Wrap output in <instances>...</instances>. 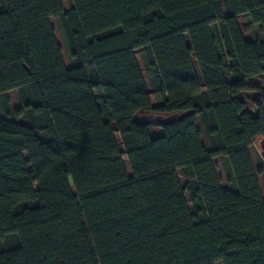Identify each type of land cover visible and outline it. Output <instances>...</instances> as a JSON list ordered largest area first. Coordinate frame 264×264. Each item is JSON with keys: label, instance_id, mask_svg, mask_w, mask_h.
<instances>
[{"label": "trees", "instance_id": "1", "mask_svg": "<svg viewBox=\"0 0 264 264\" xmlns=\"http://www.w3.org/2000/svg\"><path fill=\"white\" fill-rule=\"evenodd\" d=\"M0 105V264H264V0H0Z\"/></svg>", "mask_w": 264, "mask_h": 264}, {"label": "rangeland", "instance_id": "2", "mask_svg": "<svg viewBox=\"0 0 264 264\" xmlns=\"http://www.w3.org/2000/svg\"><path fill=\"white\" fill-rule=\"evenodd\" d=\"M236 20H237L238 26L242 32L243 38L245 40H253L256 38H262L263 37V34L260 31V27L252 24L247 15H240L236 18ZM50 24L54 28L55 39H56L58 46L61 49V57H62L63 64H64L66 69H70L71 62H70V58H69L68 48H67L65 40L61 34L60 28L54 19H50ZM212 33L215 37H217L216 36V30L214 27H212ZM217 46H218V50H219V45H217ZM134 55H135L137 64L139 66V69L141 71L146 89L148 91L150 101L153 105H155L156 100H155L154 95L152 94L151 87L149 84V78H148L147 73L144 69L142 59H141V57L137 51L134 52ZM2 116H3V112L1 109V105H0V117H2ZM115 139H116L119 151L121 152V154H123V149H122V146L120 144V140H119V137L117 134H115ZM203 143H205V145L207 146L206 141H204V138H203ZM261 144L263 145L264 141H262L261 139H258L254 143V145L251 149L250 155L252 157V164H253L254 170L256 172L260 173L257 175V179H258V183L260 185V190L262 192V195L264 196V147L262 146L263 147L262 148ZM123 164H124V167L126 169L127 175L130 176V172H129L127 161H126L125 157H123ZM214 165L216 166V174L220 178V186L222 188L228 189L229 185L227 182L226 173H225V170L223 169L220 161L216 160ZM178 178H179L181 185H183V179L179 173H178ZM185 199H186V202L188 204V207L191 210L190 202H189L186 194H185ZM214 264H222V263L216 262Z\"/></svg>", "mask_w": 264, "mask_h": 264}, {"label": "water", "instance_id": "3", "mask_svg": "<svg viewBox=\"0 0 264 264\" xmlns=\"http://www.w3.org/2000/svg\"><path fill=\"white\" fill-rule=\"evenodd\" d=\"M179 115H169V116H153V115H146V116H141V115H137L134 120L136 122H145V121H158L160 123H165L168 122L170 120H174V119H178Z\"/></svg>", "mask_w": 264, "mask_h": 264}, {"label": "crops", "instance_id": "4", "mask_svg": "<svg viewBox=\"0 0 264 264\" xmlns=\"http://www.w3.org/2000/svg\"><path fill=\"white\" fill-rule=\"evenodd\" d=\"M196 125H197V127L200 129V131L202 132V143H203V138H204V141H206V138H205V135H204V133H203V130H202V127H201V124H200V121H199V119H196ZM257 141V140H256ZM255 141V142H256ZM254 142V143H255ZM254 143L248 148V151H249V154H251V149H252V147H253V145H254ZM206 144H207V141H206ZM203 145L205 146V148H208L206 145H205V143H203ZM264 147V144L262 145L261 144V147ZM262 147V148H263ZM250 158H251V161H252V157H251V155H250ZM216 160H219V158H214L213 159V163H215V161ZM220 161V160H219Z\"/></svg>", "mask_w": 264, "mask_h": 264}]
</instances>
